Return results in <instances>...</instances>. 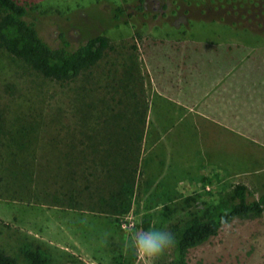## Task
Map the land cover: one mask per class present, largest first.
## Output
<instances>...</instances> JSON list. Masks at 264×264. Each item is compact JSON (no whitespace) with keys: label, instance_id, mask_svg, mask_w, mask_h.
<instances>
[{"label":"rangeland","instance_id":"1","mask_svg":"<svg viewBox=\"0 0 264 264\" xmlns=\"http://www.w3.org/2000/svg\"><path fill=\"white\" fill-rule=\"evenodd\" d=\"M19 1L49 46L64 39L71 50L104 36L113 50L59 83L0 48V250L17 264H32L26 246L44 249L47 264H143L128 246L134 233L170 231L213 209L237 182L251 189L248 201L259 196L264 175L235 177L217 167L249 169L244 146L192 149L185 121L171 119L170 103L154 94L142 53L169 34L264 37V0ZM126 186L132 206L115 219L111 197ZM249 223L234 218L189 251V264H264V243L257 247ZM157 264H172L171 249Z\"/></svg>","mask_w":264,"mask_h":264},{"label":"crops","instance_id":"2","mask_svg":"<svg viewBox=\"0 0 264 264\" xmlns=\"http://www.w3.org/2000/svg\"><path fill=\"white\" fill-rule=\"evenodd\" d=\"M262 39L223 32L169 34L155 38L142 53L154 94L170 103L171 119L185 121L193 150L229 141L250 152L247 172L217 165L235 177L264 175V44L253 43ZM249 219L259 247L264 210ZM260 250L258 262H264V247Z\"/></svg>","mask_w":264,"mask_h":264},{"label":"trees","instance_id":"3","mask_svg":"<svg viewBox=\"0 0 264 264\" xmlns=\"http://www.w3.org/2000/svg\"><path fill=\"white\" fill-rule=\"evenodd\" d=\"M27 16V6L19 0H0V48L43 77L59 83H70L82 73L95 68L113 50L109 39L104 36L92 37L71 50L69 43L63 39L59 47L53 48L39 37L34 24L26 20ZM4 134L0 114V139ZM131 191L132 186L122 187L111 197L115 219L119 213L130 211ZM252 194L247 185L237 182L232 194L220 200L213 209H207L182 224H172L170 231L175 237V246L171 248L172 264H189V251L216 236L234 218L260 215L264 210V189L257 198L248 201V196ZM24 253L32 264H47L49 261L47 252L41 247L31 249L26 246ZM0 264L17 263L11 254L0 250ZM66 264L76 263L72 261Z\"/></svg>","mask_w":264,"mask_h":264},{"label":"clouds","instance_id":"4","mask_svg":"<svg viewBox=\"0 0 264 264\" xmlns=\"http://www.w3.org/2000/svg\"><path fill=\"white\" fill-rule=\"evenodd\" d=\"M108 233L102 241L106 243ZM128 246L135 249L143 264H157V261L175 246V237L171 231L149 227L147 230L134 233L128 241Z\"/></svg>","mask_w":264,"mask_h":264}]
</instances>
